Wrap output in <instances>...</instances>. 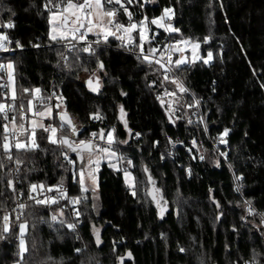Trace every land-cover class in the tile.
I'll use <instances>...</instances> for the list:
<instances>
[{
	"label": "trees",
	"instance_id": "obj_1",
	"mask_svg": "<svg viewBox=\"0 0 264 264\" xmlns=\"http://www.w3.org/2000/svg\"><path fill=\"white\" fill-rule=\"evenodd\" d=\"M46 2L0 0V33L6 28L15 47L12 54L0 56V63L13 64L16 99L11 108L17 124L28 129L21 136L13 126L16 141L30 137L32 119L43 125L50 119L35 112L50 109L56 124L58 113L67 112L82 130L78 140L93 133L99 139L102 131L114 130L111 147L119 162L117 168L100 165L94 204L91 193L81 190V163L72 151L50 143L48 132L35 127L39 148H15L9 160L0 123V235L5 237L0 239V264H119L129 253L123 264H264V0H122L131 22L146 18L150 39L144 42L145 52L155 48L159 55L168 40L188 39L199 43L201 56L212 54L208 64L172 63L183 92L174 79L165 80L158 63L142 57L106 46L89 52L75 46L65 52L63 44L73 39L49 38ZM105 8L115 10L120 23H130L120 5ZM165 8L172 13L163 23L179 31L151 23ZM8 23L13 27L2 26ZM91 35L101 38L93 33L86 37ZM132 37L138 44L139 30ZM116 39L108 37L109 44ZM89 80L93 87L99 83L97 91ZM26 88L41 92L25 93ZM60 137L71 138V130L63 125ZM65 156L74 169L65 164ZM16 158L23 163L17 166ZM146 169L170 207L161 221L148 195ZM124 172L133 175L132 188ZM65 184L81 198L83 223L77 230L68 227L67 219L51 221L58 204L25 202L19 215L11 213L10 231H3L2 213L18 192L27 195L32 185ZM21 223L27 225L23 260L16 240Z\"/></svg>",
	"mask_w": 264,
	"mask_h": 264
},
{
	"label": "snow or ice",
	"instance_id": "obj_2",
	"mask_svg": "<svg viewBox=\"0 0 264 264\" xmlns=\"http://www.w3.org/2000/svg\"><path fill=\"white\" fill-rule=\"evenodd\" d=\"M132 2H133V0H127V3H129V4H131ZM113 3L120 5V7L124 9V12L128 15L130 23L127 26L120 23L118 20H116V11L115 10L105 8L106 4H113ZM44 8L46 11H48L50 13L51 18H50L49 23L53 24V28H52L53 33L56 32L55 24L57 22L64 29L68 30L67 32H61L60 33V36H59L60 39H67L68 38V32H70L72 34V36H71L72 39H76L77 38L76 34L79 33V39L84 40L86 38L87 32H92L93 29H99L100 31L98 34H102L105 41H107L109 36H115L117 39H120L121 41L126 40L127 44L131 45V44H136L135 40L131 36V33L136 31V30H139L140 42L138 44H136V46L140 49V53H141L144 60L148 61L149 63L153 62L151 59V56L156 53L157 49H155V48L151 49L148 54H145V49H144V42L146 40L150 39L149 37L145 36L144 25H145L146 18H145V20H141L139 23L131 22L132 14L130 12H128L127 8L124 7L122 0H61V3H59V4L54 3L53 0H47V2L44 4ZM54 9H59V11L58 12L54 11ZM171 13H172L171 8H165L164 9V15L160 18L153 19L151 21V23L154 25H157L158 27H164L165 30L168 32H177V31H179L178 29H175L171 25H165L163 23V20L165 18H168V19L171 18ZM103 17L109 18L107 21V24L104 23ZM2 26L7 27V28H12L13 24L8 23L7 25H2ZM83 28H87V32H81V29H83ZM113 28L115 29V31L112 30ZM117 33H119V35H117ZM7 39H8L7 36L0 34V41H4ZM50 39L57 40L58 36L50 33ZM177 43L187 44L188 41H179ZM16 45H17V47H23V45H21L19 41L16 42ZM72 47H75V45H73ZM194 47L198 48L199 45L197 44ZM0 50L7 51L8 49L4 46L3 43H0ZM175 50L180 51V52L184 51V49H182V48H175ZM83 51L89 52V51H91V49L86 47L83 49ZM161 56H163V53H161ZM211 58H212V54L209 53L208 59L204 60V63H208V60H210ZM195 59H200V57L195 56ZM155 62L160 63L159 60H157ZM168 62L170 64L174 63L175 66H177V67L188 63L186 58H182V59L172 61L171 56H169ZM160 66H161V68L165 67L163 64H160ZM5 67L8 69L9 80L13 81V83H14L13 64H11V63H9L7 65L0 64V72H2L5 69ZM100 67L103 68L102 63L100 64ZM165 70L167 71V69H165ZM167 79H169V77L167 75H165V80H167ZM173 83H177V87L180 89L181 92L186 91V89L181 84H179V82L174 80ZM88 84H89L92 91H97L99 88L98 82H97L95 87L92 86L91 80L88 81ZM29 91H34L35 94L39 95V93L41 92V89H39V88H36L34 90H29L27 88L24 89L25 93H28ZM169 95H174V93H169ZM12 99L13 100L16 99L15 87H13ZM28 105H29V110H30L32 107V101L31 100L28 101ZM4 111H5V105L0 104V112H4ZM46 111L50 113L51 110L46 109ZM20 112H21V115L19 116V119L23 120L24 119V115H23L24 106H23V104L21 105ZM34 114L37 116H40V117L45 116V112H42V111H37ZM123 116H124V112H123V108H121V119H123ZM5 118H7V117H5ZM95 118L100 119L99 116H96ZM61 120L65 121L66 123L71 125V121L68 120L65 115H61ZM11 123L13 124L14 128L18 127L21 130V132H20L21 136H24V134L28 131V129L25 128V125L23 123L17 124V117H12ZM35 127H40L45 132L51 133L48 137L50 143H59L62 145H67L72 151L77 152V155L80 157V159L82 161V166H81V169L79 172V183L81 184V190L82 191H88L89 189L84 186L85 168L83 166V156L81 154L87 152L89 154V156H91L94 151L98 150L99 152L107 154L108 156H112V157L116 156L115 151H113L111 149V145L114 143V137H113L114 130L109 131L106 134L102 131L99 134V138L101 140L105 139V135L107 136V144L109 145L108 147H101L100 145L95 144L94 140H80L78 143H70L67 138H63V137H61V138H59V140H57V138H56L57 128L52 127L51 125L45 126L42 123H36V122H34V127H33V130L31 132L30 137H25V139H23V140L17 139V141L14 145L17 150L28 151V150H36L39 148V144L37 143V140H36ZM61 127H63V124L61 125ZM4 131L5 132L9 131L7 126H5ZM75 131H76V129L73 127V134H75ZM227 134H228V130L226 129L225 132L223 133V135L226 136ZM96 135L97 134L93 133L94 138L96 137ZM136 135H139V133H137ZM2 147H3L4 152L9 153L8 159L13 160L14 157L11 155L12 145H10L8 143V137L7 136H5V138H4V143H3ZM65 158L67 159V156H65ZM15 163L17 164V166H19L20 164L23 163V160L16 158ZM69 163H74V162L70 160ZM87 163L89 165L96 164L98 166L99 160L97 159L94 161V160L90 159L87 161ZM129 164H131V161H129ZM3 167H4V165L2 163H0V168H3ZM96 170H98V168L88 172V177H89V179L92 180L93 184L96 183V177H95V171ZM146 171H147V169H146ZM128 175L129 174L126 172L125 176L127 177ZM8 186L9 187L12 186L11 181L8 182ZM39 187H40V189H44V185H40ZM31 189H32V191H36L37 185H32ZM47 191L51 192V191H53V189L48 188ZM29 198L35 200V197L30 196ZM78 202H79L78 200L72 201L73 204H76ZM35 203L40 204V205L54 204V203H57V201L54 198H46V199H41V200H35ZM19 207L24 208L25 205L20 204ZM79 214H80L79 212L76 213L77 216H79ZM56 219H57L56 215H53L52 220L55 221ZM3 221H4L3 231L5 233H8L10 231L9 217L7 215H5L3 217ZM61 223H63V222H61ZM68 227L70 229H74L75 226L72 224H69ZM26 228H27V225L24 223H21L19 225V229H20L19 255L21 257V260H23V254L28 251V249L25 245V240H24V234H25ZM95 231L97 233V243L99 244L100 243L99 235H98L99 230L97 229ZM4 238H5L4 236L0 235V239H4ZM77 251L79 252L80 250L77 249ZM181 251H184V249H181ZM128 255L131 256V253H129ZM18 264H19V262H18Z\"/></svg>",
	"mask_w": 264,
	"mask_h": 264
},
{
	"label": "built area",
	"instance_id": "obj_3",
	"mask_svg": "<svg viewBox=\"0 0 264 264\" xmlns=\"http://www.w3.org/2000/svg\"><path fill=\"white\" fill-rule=\"evenodd\" d=\"M125 7V6H124ZM127 8V7H125ZM128 9V8H127ZM124 11V9H123ZM128 12H130V10L128 9ZM124 14L128 17V15L124 12ZM129 18V17H128ZM0 34H3L5 36L8 37V34L6 32V28H4V31L1 32ZM77 38L70 40L68 42H65L63 44V47L65 49V52H68L73 45L75 46H80L82 49L88 47L90 49H92L93 47L96 46H106V47H110V48H114L118 51L127 53L129 55L135 56V57H142L140 50L137 49L133 44L128 45L126 41H121L120 39H116V43L115 44H109L108 39L107 41L102 40L101 38H98L94 35H91L89 37H86L84 40H80L79 39V34L76 35ZM179 42L178 40H168V42L165 44L164 48L162 49L163 56H161V53L159 55H152L151 59L153 62L159 60L160 64H163L165 67L163 68L164 73L171 79H174L176 81H178L180 84H182V82L180 81V79L176 76L174 70H173V64H170L168 62L169 56H171L172 59V55H173V49L175 48H182L183 44L182 43H177ZM0 43H3L4 46L8 49L7 51H3L0 50V56L2 54H12L15 51V47L12 46V42L11 39L8 37L7 40L4 41H0ZM149 52H145V54H148ZM143 58V57H142ZM66 59V55L63 54V56L61 57L60 61L64 62ZM1 64V63H0ZM167 69V71L165 70ZM0 80L2 83V96H3V104L5 105V111L4 112H0V123L2 126V131H3V137L2 140L4 142V138L5 136L8 137V143L10 145H12L11 151L13 149H15V143H16V135L14 133V128H13V124L11 123V118L14 117L13 111H12V103H13V99H12V95L10 94L9 91V84L6 80V70L4 69L2 72H0ZM10 106V107H9ZM7 117V118H5ZM45 126L51 125L52 127L57 128V132H56V138L57 140H59V138H61V131H62V127H61V123L60 124H56L54 121L52 120H48L44 123ZM5 126H7V128L9 129L8 132L4 131ZM88 140H94V143H98L100 142V140L97 138V136L94 138L93 134L90 136V138ZM169 153H171V151H169ZM73 161L71 158L66 159L64 162L66 165L71 166L73 163H69V161ZM12 173L15 176L16 175V170L15 168L12 169ZM48 188H44V189H40V187H37L36 191H29V193L27 195H24L23 192H18L15 196V199L12 203V205L10 206V208L5 209L2 213V223L4 225V221H3V217L5 215H7L9 217V223H10V215L11 213H17L19 215L20 213V204H24L25 202H35V200H41V199H46V198H54L57 203L54 204H58L57 206V211H55L54 213L51 214V221L52 222H61L65 219L69 220V224L74 225V229H71L73 231L77 230L81 225H82V220L80 219V215L77 216L76 213L79 212V208L81 206V198L72 193L71 189L69 188V186L67 184L65 185H60V186H55L52 187L53 191L49 192L47 191ZM35 197L34 199H30L29 197ZM73 200H78L79 202L76 204H73L72 201ZM43 205H51V204H43ZM56 215L57 219L55 221L52 220V216ZM64 218V219H63ZM19 229V227H18ZM19 230L17 232V237L16 240L18 241V249H19Z\"/></svg>",
	"mask_w": 264,
	"mask_h": 264
},
{
	"label": "rangeland",
	"instance_id": "obj_4",
	"mask_svg": "<svg viewBox=\"0 0 264 264\" xmlns=\"http://www.w3.org/2000/svg\"><path fill=\"white\" fill-rule=\"evenodd\" d=\"M50 18L51 17L49 16L48 22L50 21ZM103 19H104V23L107 24V21H108L109 18L108 17H103ZM55 27H56V32L53 33L52 32L53 24L49 23V27H48L49 28V38H50V33L54 34V35H57L58 38H59L61 32H67L68 31L67 29H64L58 22L55 24ZM144 27H145V36L148 37V28L146 27V25H144ZM112 30L115 31L114 28ZM99 31H100L99 29H93L92 32H87V28H84V32L91 33V34L92 33L93 34H98ZM98 35H100L101 39L104 40V37H103L102 34H98ZM117 35H119V33H117ZM68 36H72V34L70 32H68ZM131 36H132V33H131ZM182 41H188V43L187 44L182 43L183 44L182 49H184V51L183 52L179 51V53L176 55L175 60L186 58L187 61H188V63H186V64H189V63L191 64V63H195V62H197L199 60H202L204 62V60L208 59V54L209 53H207L205 56H201V54H200V45H199L198 42L190 41L188 39H185V40H182ZM197 44L199 45V47L195 48L194 46L197 45ZM195 56H199L200 59H195ZM211 61H212V58L210 60H208V63H210ZM208 63H205V64H208ZM5 65H7V64H5ZM5 70H6V80H7L8 84H9V91H10V94L12 95L14 83H13V81L9 80V78H8V69L6 67H5ZM91 79H93V76H91ZM56 107L58 108V105H56ZM51 116H52L51 112L50 113L46 112L45 116L44 117H40V118H42L43 120L44 119L47 120L48 118L51 119ZM34 118H39V117H34ZM50 119H48V120H50ZM34 122H36V120L32 119V123L31 124L33 125ZM37 122H39V121L37 120ZM48 134L50 135L51 133L48 132ZM73 141H74V143H76V139H73ZM95 144H98L101 147H108L109 145L107 144V136H105V139L103 141L95 143ZM111 149L113 151H115L114 148L111 147ZM115 153H116V156H114V157L108 156L107 154H104V153H101L98 150L94 151L91 156H89V154L87 152L81 154L83 156V166L85 168L84 186L89 189L88 191L91 193V197L94 200V204H95V202H97V197H98V195H97V172L99 170V167H100V165L102 163H106V164L108 163V164H110L112 166L114 165L113 167L117 168L118 167V162H119L118 161L119 155H118V153L116 151H115ZM90 159L94 160V161L98 159L99 160V165L98 166L96 164L89 165L87 163V161L90 160ZM80 163L81 164H80V166L78 168V171H77L78 179H79V172H80V169H81V166H82L81 159H80ZM72 166H73V164H72ZM97 168H98V170L95 171L96 183L93 184L92 180L89 179V177H88V172L91 171V170L97 169ZM73 169H74V166H73ZM125 173L126 172H124V174H123V178L125 180V183L130 188H132L133 187V175L130 172H127L129 175L126 177Z\"/></svg>",
	"mask_w": 264,
	"mask_h": 264
},
{
	"label": "water",
	"instance_id": "obj_5",
	"mask_svg": "<svg viewBox=\"0 0 264 264\" xmlns=\"http://www.w3.org/2000/svg\"><path fill=\"white\" fill-rule=\"evenodd\" d=\"M81 30H82V29H81ZM173 52H174V53H178V51H176L175 49H173ZM159 104H160L161 106H163V105H164V101L161 100V101L159 102ZM61 115H65V116L67 117V119L71 121V125H69V124L66 123L65 121H62V120H61ZM166 117H167L168 121H169L171 124H173V120H172V118L170 117V115H169L168 113H166ZM58 119H59V121H60L61 124H63L64 126L68 127V128L71 130V137H72L73 139H78V138H79V136H80L82 130H81V129H78V128L76 127V124H75L74 121L72 120V118H71V116L69 115V113H67V112H59V113H58ZM73 127L76 129L75 134H73ZM63 138H67V139L69 140V142H70V138H68V137H63ZM99 140H100V141H103V140H101L100 138H99ZM72 152H74V151H72ZM74 154H75L76 159L80 161V157L77 155V152H74ZM145 174H146L147 182H148V184H149V187H148V195H149V198H150V200L152 201L153 206L156 207V215H157L158 220L161 221L162 218H163L166 214H168L169 211H170L169 204H168L167 201H165V200L163 199V196L161 195V191H160V189L156 188L155 183L152 182L153 179H152L150 173H149L148 171H145ZM156 194H157V195H156ZM128 258H129V256L126 255L125 257H123V258L120 260L119 264H123V262H124L125 260H127Z\"/></svg>",
	"mask_w": 264,
	"mask_h": 264
},
{
	"label": "crops",
	"instance_id": "obj_6",
	"mask_svg": "<svg viewBox=\"0 0 264 264\" xmlns=\"http://www.w3.org/2000/svg\"><path fill=\"white\" fill-rule=\"evenodd\" d=\"M79 141H80V140L76 139V143H78ZM70 143H74L72 137L70 138ZM65 146H66V148L68 149V150H67L68 152L72 151L67 145H65Z\"/></svg>",
	"mask_w": 264,
	"mask_h": 264
},
{
	"label": "flooded vegetation",
	"instance_id": "obj_7",
	"mask_svg": "<svg viewBox=\"0 0 264 264\" xmlns=\"http://www.w3.org/2000/svg\"><path fill=\"white\" fill-rule=\"evenodd\" d=\"M74 153V152H73Z\"/></svg>",
	"mask_w": 264,
	"mask_h": 264
}]
</instances>
